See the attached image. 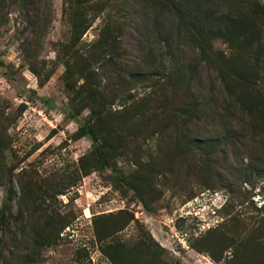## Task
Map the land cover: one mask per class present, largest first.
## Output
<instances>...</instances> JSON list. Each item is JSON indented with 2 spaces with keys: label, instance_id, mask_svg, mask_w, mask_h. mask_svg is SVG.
I'll list each match as a JSON object with an SVG mask.
<instances>
[{
  "label": "rangeland",
  "instance_id": "374dc122",
  "mask_svg": "<svg viewBox=\"0 0 264 264\" xmlns=\"http://www.w3.org/2000/svg\"><path fill=\"white\" fill-rule=\"evenodd\" d=\"M187 1L249 9L262 14L264 30V0ZM166 2L0 0V214L15 217L0 231V264H112L96 240L94 218L111 224L131 215L102 244L129 247L145 239L151 248L141 247L136 263L216 264L193 245H209L216 256L230 258L247 239L253 259L264 264V131L252 130L253 119L233 105L212 66L201 67L190 83L189 74L176 76L182 63L195 61L186 56L182 62L172 49L154 44L145 22L155 9L169 11ZM76 8L88 24L81 36L72 30ZM182 47L191 55L190 44ZM211 54L225 62L237 51L216 40ZM73 57L110 100L115 96L106 107L111 117L144 112V120L152 119L114 168L81 178L92 141L74 136L88 109L73 116L70 108L62 75ZM261 59L256 88L264 94ZM138 68L147 70L146 81L143 75L125 80ZM79 77L70 75L69 83L77 88ZM197 106L192 115L198 118L190 120L186 111ZM229 125L236 133L210 168L204 154L176 150L190 137ZM248 162L259 170H247ZM119 173L147 177L148 192L141 198L128 181L119 182ZM48 217L68 225L39 242L27 222L42 224Z\"/></svg>",
  "mask_w": 264,
  "mask_h": 264
},
{
  "label": "trees",
  "instance_id": "16d2710c",
  "mask_svg": "<svg viewBox=\"0 0 264 264\" xmlns=\"http://www.w3.org/2000/svg\"><path fill=\"white\" fill-rule=\"evenodd\" d=\"M166 3L170 8L169 11H165L163 8L155 9L151 14L146 15L145 22L146 29L152 36L154 44L164 45V47L172 49L173 55L181 59L182 62L186 56H192L190 59L195 61L192 64L182 63L179 74L176 76L182 77L184 74H189L188 82L190 83L201 67L212 66V70L233 105L240 109L245 117L253 119L249 125L253 128L252 130L256 128L264 131V94L256 88V80L261 68L260 61L262 60L261 57L264 56V45L261 42L264 30L258 23L262 14H257L246 8H238L235 5L232 6L230 2L226 3L225 8H219L223 5H218L216 9L211 5H204V1L199 3L198 1L170 0ZM87 27L88 24L82 9L76 8L72 25L73 32L80 33L81 36ZM216 40L226 42L237 51V54L225 62L216 61L211 54L213 42ZM184 42L192 47L191 55H187L182 47ZM74 57L73 61L68 64L62 78L70 94V108L73 110V116H78L85 108L88 109L87 119L78 125L74 133L76 138L88 136L92 141L90 150L83 157L78 170L79 178H81L94 170L106 167L114 168L116 159L125 149L126 144L133 141L148 128L150 129L152 119L144 120V112H141L140 117L138 113L129 117H111V112L106 107L107 104L114 103L113 98L115 96L110 100L100 85H94L89 80V69L85 65L79 64ZM73 74H78L79 79L82 80L77 88L74 84L69 83L70 75ZM146 74V69L138 68L133 72L130 71L125 80L129 81L134 76L143 75L142 81H146L148 78ZM35 75L39 76L37 73ZM40 84L42 85L43 81ZM194 110H198V106L196 109L192 107L186 111L189 112L190 120L198 118L192 115ZM225 127L222 130L216 129L208 135L198 134L190 137L187 143L178 144L176 150L180 151L186 147L187 153L204 154V164L210 168L213 162H217L214 159L219 149L227 146L228 139L233 137L232 133H236L234 125ZM126 130L129 132L125 133ZM128 136H132L130 140L127 139ZM250 164L251 162L246 164L247 170L251 172L259 170L258 167L255 169ZM207 174L210 179L208 181L214 184L215 181L211 178L210 171ZM118 178L119 182L121 180L128 181L130 187L141 198L148 192L146 186H151L148 178L140 173H133L129 175V178L119 173ZM132 218L131 215L127 220L111 224L105 223L102 216L94 218L96 240L100 243L101 252L110 259L112 264H139L136 262L139 259L141 247L151 248L145 239L129 247L121 242L102 244L107 238L123 229ZM14 220L15 217L12 214L8 217L5 214H0V231ZM29 225L30 230L34 231V239L44 243V240H48L53 232L59 233L68 223H57L48 217L42 224L40 220H29L27 226ZM18 230L24 233L22 228ZM42 230L44 231L42 232ZM220 240L223 242V239ZM193 247L200 253H208L216 264H255V262L261 264L260 259H253L249 250L250 241L247 239L240 244L238 253L235 252L230 258H223L222 255L216 256L209 245L194 244ZM149 262L150 260L146 261V263Z\"/></svg>",
  "mask_w": 264,
  "mask_h": 264
}]
</instances>
